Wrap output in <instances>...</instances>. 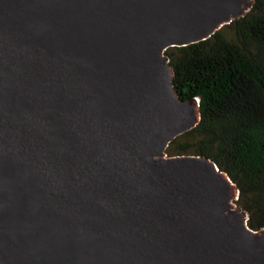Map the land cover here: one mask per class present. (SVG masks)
<instances>
[{
	"label": "water",
	"instance_id": "water-1",
	"mask_svg": "<svg viewBox=\"0 0 264 264\" xmlns=\"http://www.w3.org/2000/svg\"><path fill=\"white\" fill-rule=\"evenodd\" d=\"M254 0H0V264H264L165 50Z\"/></svg>",
	"mask_w": 264,
	"mask_h": 264
},
{
	"label": "trees",
	"instance_id": "trees-1",
	"mask_svg": "<svg viewBox=\"0 0 264 264\" xmlns=\"http://www.w3.org/2000/svg\"><path fill=\"white\" fill-rule=\"evenodd\" d=\"M165 52L177 93L197 97L200 110L170 151L213 160L237 185L248 225L264 227V0L210 37Z\"/></svg>",
	"mask_w": 264,
	"mask_h": 264
},
{
	"label": "rangeland",
	"instance_id": "rangeland-1",
	"mask_svg": "<svg viewBox=\"0 0 264 264\" xmlns=\"http://www.w3.org/2000/svg\"><path fill=\"white\" fill-rule=\"evenodd\" d=\"M195 138H196L195 136H189V140H190V141H192V140L195 139ZM177 139H178V138H177ZM178 140H179V139H178ZM170 148H171V147L169 146V147H167L166 150H165L167 156L174 155V154H172V152H174V150H173V151H170ZM236 205H237V204H236ZM240 207H241V206H240ZM247 216L249 217L248 212H247Z\"/></svg>",
	"mask_w": 264,
	"mask_h": 264
}]
</instances>
